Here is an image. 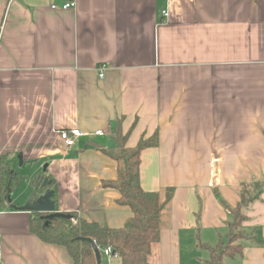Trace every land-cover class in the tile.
Returning <instances> with one entry per match:
<instances>
[{
	"label": "crops",
	"instance_id": "0c3cea01",
	"mask_svg": "<svg viewBox=\"0 0 264 264\" xmlns=\"http://www.w3.org/2000/svg\"><path fill=\"white\" fill-rule=\"evenodd\" d=\"M119 123L130 148L158 135L142 188L175 189L151 264H207L199 243L226 245L233 220L215 191L236 208L242 184L264 181V0H0V159L17 178L47 164L58 212L124 227L131 209L102 187L118 177L101 149ZM68 129L103 135L66 147ZM19 192L0 196L2 264H75L30 233ZM246 215L243 255L226 264H264V189Z\"/></svg>",
	"mask_w": 264,
	"mask_h": 264
},
{
	"label": "trees",
	"instance_id": "16d2710c",
	"mask_svg": "<svg viewBox=\"0 0 264 264\" xmlns=\"http://www.w3.org/2000/svg\"><path fill=\"white\" fill-rule=\"evenodd\" d=\"M129 133H124L120 123L112 134L113 146L101 149L108 157L118 163V177L113 181H104L103 188L115 189L119 192L118 204L131 209L132 217L124 227L111 229L94 222H88L77 214L71 213L73 220L56 218L48 221L43 214L32 213L29 222L30 233L47 244L64 246L75 264H99L89 240L96 242L101 254L105 248L111 247L114 256L122 260V264H151L153 249L161 241L162 215L171 202L175 189L167 188L163 200L158 192H146L140 181L142 152L159 143L158 135L150 139H142L135 148L127 146ZM47 172V171H46ZM51 189L55 190L53 200H57V185L51 176ZM17 182L16 172L8 165V159H0V196L8 197L9 190ZM264 189V181L244 183L240 189V203L236 208L229 206L215 191L216 197L223 207L233 216L228 222L229 240L226 245L211 248L199 243V247L210 252L207 264H226V259H235L243 255L240 240L246 238L242 232V224L247 220L246 210L260 199Z\"/></svg>",
	"mask_w": 264,
	"mask_h": 264
},
{
	"label": "water",
	"instance_id": "95a60500",
	"mask_svg": "<svg viewBox=\"0 0 264 264\" xmlns=\"http://www.w3.org/2000/svg\"><path fill=\"white\" fill-rule=\"evenodd\" d=\"M91 146L97 149L103 148L102 146L94 142L91 143ZM18 159L20 161V166H22L23 156L19 155ZM47 168L48 165L46 164L43 168L42 173L33 176L32 178H30V176L26 178L27 187H24L23 191H21L20 189L19 190L22 195L27 193L28 197L23 205L21 206L13 205L12 208L20 212L43 214L44 218H46L48 221H52L56 218L73 220L74 217L71 214H66L57 211L56 201L53 200V197L55 195V190L50 188L52 181L49 178L47 177L45 178L43 176V174L46 173ZM11 193L12 191L9 190L8 201L10 203L13 200L11 197ZM89 242L93 248L98 263L101 264L102 254L99 247L97 246L95 241L89 240Z\"/></svg>",
	"mask_w": 264,
	"mask_h": 264
},
{
	"label": "built area",
	"instance_id": "2783aa9c",
	"mask_svg": "<svg viewBox=\"0 0 264 264\" xmlns=\"http://www.w3.org/2000/svg\"><path fill=\"white\" fill-rule=\"evenodd\" d=\"M75 7L74 2H68L65 5H63L62 9L63 10H69L71 8ZM53 9H56V6H52ZM164 16L168 17L169 13L164 12ZM101 76H103V73L101 72ZM61 140L64 142L66 147H72L75 145L76 141L78 139H81L83 137H93V136H101L103 135V131L98 130L95 133H85L81 131L80 129H68V130H61L58 131ZM74 224H77L76 220H73ZM103 255L107 257H111L113 255V251L111 247L105 248L102 251ZM3 243L2 240L0 239V264L3 263Z\"/></svg>",
	"mask_w": 264,
	"mask_h": 264
},
{
	"label": "rangeland",
	"instance_id": "374dc122",
	"mask_svg": "<svg viewBox=\"0 0 264 264\" xmlns=\"http://www.w3.org/2000/svg\"><path fill=\"white\" fill-rule=\"evenodd\" d=\"M25 178V179H24ZM24 178L23 177H20L19 176V178H17V181H18V185H15L13 188H12V194L13 195H15L16 194V191L17 190H21V191H23V187H21V185H22V183L20 184V182H22V181H24V187H27V183H26V176H24ZM17 183V182H16ZM19 193H21V192H19ZM16 198V197H15ZM15 206H21V205H15ZM3 242V241H2ZM204 254H206V252L204 251L203 252Z\"/></svg>",
	"mask_w": 264,
	"mask_h": 264
}]
</instances>
